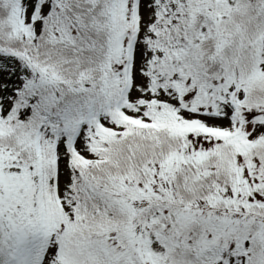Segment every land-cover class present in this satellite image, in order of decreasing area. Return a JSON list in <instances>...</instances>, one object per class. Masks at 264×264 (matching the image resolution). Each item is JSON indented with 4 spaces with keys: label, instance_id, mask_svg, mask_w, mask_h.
Segmentation results:
<instances>
[{
    "label": "snow or ice",
    "instance_id": "snow-or-ice-1",
    "mask_svg": "<svg viewBox=\"0 0 264 264\" xmlns=\"http://www.w3.org/2000/svg\"><path fill=\"white\" fill-rule=\"evenodd\" d=\"M0 264H264V0H0Z\"/></svg>",
    "mask_w": 264,
    "mask_h": 264
}]
</instances>
